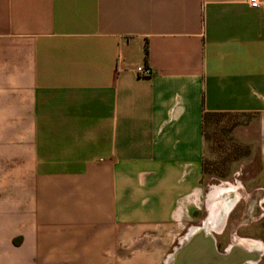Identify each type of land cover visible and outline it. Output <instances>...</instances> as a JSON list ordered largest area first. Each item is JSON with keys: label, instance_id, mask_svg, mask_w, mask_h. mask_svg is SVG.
<instances>
[{"label": "crops", "instance_id": "1", "mask_svg": "<svg viewBox=\"0 0 264 264\" xmlns=\"http://www.w3.org/2000/svg\"><path fill=\"white\" fill-rule=\"evenodd\" d=\"M204 112L257 117L264 204V0H0V264H175Z\"/></svg>", "mask_w": 264, "mask_h": 264}, {"label": "rangeland", "instance_id": "2", "mask_svg": "<svg viewBox=\"0 0 264 264\" xmlns=\"http://www.w3.org/2000/svg\"><path fill=\"white\" fill-rule=\"evenodd\" d=\"M258 127L257 117L251 114L212 116L206 124V181L225 187L243 184L239 190L222 195L227 199L221 212V216L227 215L221 228L223 232L218 233L219 222L210 228L209 232L217 238L221 248L232 243L233 235L255 240L264 246L262 193L251 189L253 187L246 182L256 175L258 168V159L251 154L252 146L257 145ZM262 259L264 262V253Z\"/></svg>", "mask_w": 264, "mask_h": 264}, {"label": "water", "instance_id": "3", "mask_svg": "<svg viewBox=\"0 0 264 264\" xmlns=\"http://www.w3.org/2000/svg\"><path fill=\"white\" fill-rule=\"evenodd\" d=\"M257 252L233 245L219 251L210 234H189L188 241L177 249L175 264H244L255 260Z\"/></svg>", "mask_w": 264, "mask_h": 264}, {"label": "bare ground", "instance_id": "4", "mask_svg": "<svg viewBox=\"0 0 264 264\" xmlns=\"http://www.w3.org/2000/svg\"><path fill=\"white\" fill-rule=\"evenodd\" d=\"M229 190H233V189H229ZM218 191V190H217ZM228 192V191H227ZM219 195V194H218ZM219 197V196H218ZM215 198V197H214ZM236 201V200H235ZM226 202H227V199L224 197V196H221V198H219L218 200H212V204H211V215H212V217L211 216H209L210 217V220H208L206 223H205V225H204V227H205V229H206V231L208 232V230L210 231V228H213L214 227V225L216 224V221H218V216L221 214V212H222V210H223V208H224V206H225V204H226ZM236 203V202H235ZM216 205H218V206H216ZM216 206V207H215ZM228 211V210H227ZM221 218H223V220L221 219L220 220V224H218V227H216L218 230H221V228L223 227V225H224V219L226 218L225 217V215L223 216H221ZM209 219V218H208ZM215 221V222H214ZM218 223V222H217ZM204 232V231H203ZM243 246H245L246 248H251L252 250L254 249V250H262V243H260V242H257V241H255V240H250V239H247L246 241H245V243L243 244Z\"/></svg>", "mask_w": 264, "mask_h": 264}, {"label": "trees", "instance_id": "5", "mask_svg": "<svg viewBox=\"0 0 264 264\" xmlns=\"http://www.w3.org/2000/svg\"><path fill=\"white\" fill-rule=\"evenodd\" d=\"M221 115H225V114H222V113L220 114V113L204 112V114H203L204 129L206 128V124H207L208 120L212 116H221ZM205 166H206V161L204 160V171H205Z\"/></svg>", "mask_w": 264, "mask_h": 264}, {"label": "built area", "instance_id": "6", "mask_svg": "<svg viewBox=\"0 0 264 264\" xmlns=\"http://www.w3.org/2000/svg\"><path fill=\"white\" fill-rule=\"evenodd\" d=\"M249 2H251V3H256L257 0H249ZM139 73H140L141 75H147V74L150 73V70H149L148 68H140V69H139Z\"/></svg>", "mask_w": 264, "mask_h": 264}, {"label": "flooded vegetation", "instance_id": "7", "mask_svg": "<svg viewBox=\"0 0 264 264\" xmlns=\"http://www.w3.org/2000/svg\"><path fill=\"white\" fill-rule=\"evenodd\" d=\"M229 189H234V187H232V186H230V187H228V189H225V190H229ZM221 190H223V189H221ZM222 196V195H221ZM221 196H220V198H221ZM202 230H204L205 231V227L204 228H202ZM250 250H252V249H250ZM226 251V249L225 250H223L222 252H225ZM252 251H255L254 249L252 250ZM261 259V258H260ZM248 263V262H247ZM247 263H244V264H247ZM257 264H260V263H257Z\"/></svg>", "mask_w": 264, "mask_h": 264}]
</instances>
